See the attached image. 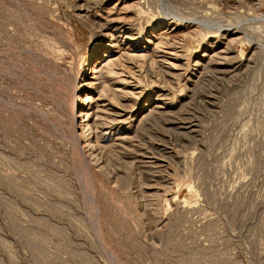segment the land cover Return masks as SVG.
Instances as JSON below:
<instances>
[{
	"label": "rangeland",
	"instance_id": "1",
	"mask_svg": "<svg viewBox=\"0 0 264 264\" xmlns=\"http://www.w3.org/2000/svg\"><path fill=\"white\" fill-rule=\"evenodd\" d=\"M0 264H264V0H0Z\"/></svg>",
	"mask_w": 264,
	"mask_h": 264
}]
</instances>
